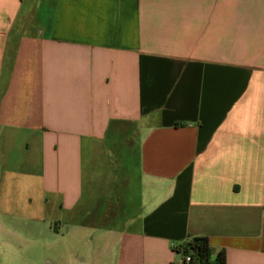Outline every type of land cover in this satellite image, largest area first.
Returning <instances> with one entry per match:
<instances>
[{"label":"crops","instance_id":"obj_1","mask_svg":"<svg viewBox=\"0 0 264 264\" xmlns=\"http://www.w3.org/2000/svg\"><path fill=\"white\" fill-rule=\"evenodd\" d=\"M264 264V0H0V264Z\"/></svg>","mask_w":264,"mask_h":264},{"label":"trees","instance_id":"obj_2","mask_svg":"<svg viewBox=\"0 0 264 264\" xmlns=\"http://www.w3.org/2000/svg\"><path fill=\"white\" fill-rule=\"evenodd\" d=\"M177 248L191 255L188 264H226L224 251L219 252L215 260L212 259V248L207 236H195Z\"/></svg>","mask_w":264,"mask_h":264},{"label":"built area","instance_id":"obj_3","mask_svg":"<svg viewBox=\"0 0 264 264\" xmlns=\"http://www.w3.org/2000/svg\"><path fill=\"white\" fill-rule=\"evenodd\" d=\"M191 261V255L190 254H184V262L189 263Z\"/></svg>","mask_w":264,"mask_h":264}]
</instances>
